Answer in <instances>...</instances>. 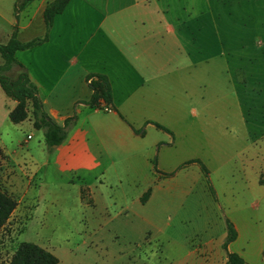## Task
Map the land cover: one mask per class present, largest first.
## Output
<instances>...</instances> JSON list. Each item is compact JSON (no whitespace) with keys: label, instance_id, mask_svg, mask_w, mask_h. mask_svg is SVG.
<instances>
[{"label":"rangeland","instance_id":"1","mask_svg":"<svg viewBox=\"0 0 264 264\" xmlns=\"http://www.w3.org/2000/svg\"><path fill=\"white\" fill-rule=\"evenodd\" d=\"M131 1L110 4L115 10ZM14 4L0 0V12L14 13ZM159 7L166 17L161 25L175 27L163 39L175 45V109L158 116L172 132L147 135L144 149L151 156H110L103 160L105 174H85L86 183L94 182L95 206L87 191L83 205L73 194L60 195L55 183L70 175L44 170L34 182L41 179L44 195L60 196L59 202L41 201L36 208L25 195L1 145L22 166L37 138L24 143L35 130L9 120L13 102L0 88V189L17 202L0 231V264L21 242L45 248L59 264H197L200 257L217 264L225 252L226 219L237 227L229 250L264 264V0H160ZM133 16L144 21L138 24L143 33L156 32L149 14L136 8L106 25L120 30L134 24ZM7 33H0V44ZM17 72L13 65L3 74L13 79ZM155 159L157 169L170 175L154 173ZM147 182L153 197L133 203ZM187 251L195 255L185 256Z\"/></svg>","mask_w":264,"mask_h":264},{"label":"crops","instance_id":"2","mask_svg":"<svg viewBox=\"0 0 264 264\" xmlns=\"http://www.w3.org/2000/svg\"><path fill=\"white\" fill-rule=\"evenodd\" d=\"M51 1L33 0L18 14L19 20L13 12L8 16L0 12V33L7 29V40L17 27V38L21 42L43 36L46 32L43 11ZM99 1L69 0L64 10L55 15L46 41L15 53L16 60L35 85L46 114L61 126L70 120L65 140L48 150L43 131L33 126L29 105L28 117L14 124L19 128L27 124L35 130L34 135L24 138V143L37 138V147L27 149V163L21 166L16 158L10 157L6 146L1 145L6 160L17 169L13 172L15 182L22 185L29 199L36 201V208L41 201L56 204L60 200V196L54 194L44 195L41 179L34 182L38 172L43 170L44 175L48 173L54 177L70 175L67 181H56L59 193L62 192L60 195L73 194L76 203L83 205L86 201L81 196L83 189L89 195L88 202L95 206L90 190L94 182L86 183L85 174H105L107 165H103V160L111 159L110 156H151L144 149L147 135L151 131H161L153 123L162 125L159 114L175 109L174 83H171L176 77L175 45L170 47V42L163 40L164 33L175 32V27L161 25L165 16L159 9L160 0H132L124 8L115 10L111 8V0H105L101 6ZM135 8L149 14L156 26L155 35L143 33L138 24L144 25V21L134 16V24L120 30L107 27L106 19ZM98 16L102 17L99 22ZM90 74L107 77L114 108L105 110L103 106L88 103L93 93L87 81ZM12 102L9 111L16 104ZM12 169L11 166L9 173ZM148 190L150 194L143 200ZM153 194L154 187L147 182L132 201L147 202ZM232 243L228 251L240 254L250 264L244 253L229 250ZM191 255L195 252L187 251L185 256ZM225 260L226 252L217 264ZM197 264L216 263L200 257Z\"/></svg>","mask_w":264,"mask_h":264},{"label":"trees","instance_id":"3","mask_svg":"<svg viewBox=\"0 0 264 264\" xmlns=\"http://www.w3.org/2000/svg\"><path fill=\"white\" fill-rule=\"evenodd\" d=\"M33 0H16L14 4V15L18 19V14ZM69 0H53L49 2L44 11L43 19L46 26V32L41 37H35L29 41L21 42L17 38V27H15L10 38L5 44H0V55L3 63L0 64V88L6 97L16 102L15 106L9 111L8 118L14 123H20L28 117L29 105L31 107V116L33 126L41 129L44 135V141L48 150L61 144L66 136L70 120H67L63 126L55 123L44 111L40 98L37 94L35 85L30 81L26 71L15 58V53L19 50H25L41 44L47 40L48 30L52 25L55 15L61 13ZM17 66L18 72L13 79L3 74L11 66ZM87 81L92 89V96L88 103L91 106L101 107L104 109L114 108L111 100V90L108 79L102 74H90ZM101 103L103 105H101ZM156 128L168 132V129L158 123H153ZM193 162V161H191ZM196 162V161H194ZM189 162L184 163L188 164ZM199 163V162H198ZM200 169L208 180V172L202 163H199ZM153 170L157 175L168 176L170 174L162 173L157 169L156 159L153 161ZM209 190L214 196V191L209 185ZM84 190H81V196L84 198ZM150 190L144 194L143 200L148 196ZM16 200L8 193L0 189V231L9 220L11 214L16 208ZM237 238V230L234 224L226 219V235L222 244L226 252V260L223 264H247L242 256L236 252H229L228 245ZM58 258L45 248L32 243L21 242L11 255L7 264H58Z\"/></svg>","mask_w":264,"mask_h":264},{"label":"built area","instance_id":"4","mask_svg":"<svg viewBox=\"0 0 264 264\" xmlns=\"http://www.w3.org/2000/svg\"><path fill=\"white\" fill-rule=\"evenodd\" d=\"M105 110H107V109H105Z\"/></svg>","mask_w":264,"mask_h":264}]
</instances>
